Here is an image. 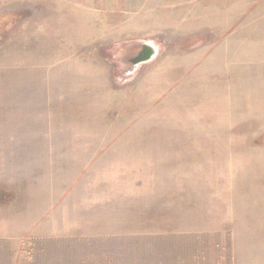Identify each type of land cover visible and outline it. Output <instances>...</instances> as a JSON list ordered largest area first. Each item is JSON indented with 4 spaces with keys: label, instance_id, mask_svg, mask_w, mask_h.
Returning <instances> with one entry per match:
<instances>
[{
    "label": "rangeland",
    "instance_id": "1",
    "mask_svg": "<svg viewBox=\"0 0 264 264\" xmlns=\"http://www.w3.org/2000/svg\"><path fill=\"white\" fill-rule=\"evenodd\" d=\"M121 1L0 15V264H226V235L191 231L264 222V0Z\"/></svg>",
    "mask_w": 264,
    "mask_h": 264
},
{
    "label": "crops",
    "instance_id": "2",
    "mask_svg": "<svg viewBox=\"0 0 264 264\" xmlns=\"http://www.w3.org/2000/svg\"><path fill=\"white\" fill-rule=\"evenodd\" d=\"M30 1L34 4H42L44 2L47 4V0H0V15L1 13H5L10 11L11 9L21 10L26 8V4H30ZM128 2L132 3L130 0H127ZM144 2L147 0H143ZM73 3L76 6H88L93 10H96L99 12H103V16L105 14L104 10L106 9H113V10H122L125 9L124 5L122 4L123 1L121 0H51L50 7L44 8L45 10L50 11V15L54 14L55 16L59 15L60 13H63L64 10H66L67 4ZM16 4V6H12ZM37 7V5H33ZM32 8V7H30ZM53 10V11H52ZM43 16L45 14H42ZM96 18V17H95ZM264 18V16H263ZM97 19V18H96ZM95 20V19H92ZM100 19H97L99 21ZM104 21V20H103ZM94 23V21H92ZM99 23V22H96ZM0 25V35L7 34L9 30L7 29V26ZM8 135V133L5 135V137ZM1 139V137H0ZM1 142V140H0ZM6 147L3 145L0 146ZM16 149V152H19V148L16 146L14 147ZM13 153V152H12ZM2 162L3 157H2ZM18 165V159L16 161ZM3 165V164H2ZM19 166V165H18ZM243 166L241 164H236L235 162L231 165V177L230 182L228 184V195L230 197V200L232 202H239L243 200L246 193V184H244V176L241 175V169ZM244 171V169L242 170ZM257 176V175H256ZM254 185L256 187H264V180L260 177L256 178L253 181ZM4 188L0 189L2 191ZM8 189H4L5 192H7ZM257 192V191H256ZM52 210V209H51ZM49 210L45 215H43L40 218L41 222V230H38L35 232L38 237H44V238H52V230H50L51 223H44L42 219L46 220V218L49 217L50 211ZM18 211H19V205L18 203H15L13 205H2L0 204V238H10L12 239L20 236L19 234V218H18ZM245 213H242L240 215H236L234 212L233 214L224 216L223 220V226L220 225L221 222H219L218 225L215 226H204L202 228H197V230H193L191 232L194 233H216L219 235H226L223 237L224 239H228L229 246L228 248V258L223 256V251L221 250L219 252V256L222 257V260L226 261V264H264V222L262 223V219H260V216L256 217H246ZM253 218V220L251 219ZM256 220H255V219ZM261 220V221H260ZM225 225V226H224ZM8 240V239H7ZM13 246L18 249L19 245L17 242L12 243ZM223 245L224 243L221 242ZM178 260L181 261L182 255L179 253Z\"/></svg>",
    "mask_w": 264,
    "mask_h": 264
},
{
    "label": "water",
    "instance_id": "3",
    "mask_svg": "<svg viewBox=\"0 0 264 264\" xmlns=\"http://www.w3.org/2000/svg\"><path fill=\"white\" fill-rule=\"evenodd\" d=\"M140 47H142V50L139 55L132 60L133 65L150 60L156 53L155 48L151 44L142 43Z\"/></svg>",
    "mask_w": 264,
    "mask_h": 264
},
{
    "label": "flooded vegetation",
    "instance_id": "4",
    "mask_svg": "<svg viewBox=\"0 0 264 264\" xmlns=\"http://www.w3.org/2000/svg\"><path fill=\"white\" fill-rule=\"evenodd\" d=\"M141 50H142V47H140L139 48V50H137V52H135V53H132V55H131V61L135 58V57H137V55H139V53L141 52Z\"/></svg>",
    "mask_w": 264,
    "mask_h": 264
},
{
    "label": "trees",
    "instance_id": "5",
    "mask_svg": "<svg viewBox=\"0 0 264 264\" xmlns=\"http://www.w3.org/2000/svg\"><path fill=\"white\" fill-rule=\"evenodd\" d=\"M2 193H4V192H0V195H1Z\"/></svg>",
    "mask_w": 264,
    "mask_h": 264
}]
</instances>
